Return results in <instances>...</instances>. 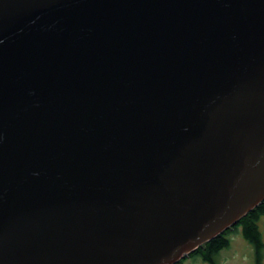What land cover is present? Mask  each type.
<instances>
[{"label":"water","instance_id":"water-1","mask_svg":"<svg viewBox=\"0 0 264 264\" xmlns=\"http://www.w3.org/2000/svg\"><path fill=\"white\" fill-rule=\"evenodd\" d=\"M264 202V0H0V264H177Z\"/></svg>","mask_w":264,"mask_h":264},{"label":"flooded vegetation","instance_id":"flooded-vegetation-1","mask_svg":"<svg viewBox=\"0 0 264 264\" xmlns=\"http://www.w3.org/2000/svg\"><path fill=\"white\" fill-rule=\"evenodd\" d=\"M177 264H264V202Z\"/></svg>","mask_w":264,"mask_h":264},{"label":"trees","instance_id":"trees-1","mask_svg":"<svg viewBox=\"0 0 264 264\" xmlns=\"http://www.w3.org/2000/svg\"><path fill=\"white\" fill-rule=\"evenodd\" d=\"M262 204H260L259 206H261ZM259 206H257L256 208H258Z\"/></svg>","mask_w":264,"mask_h":264}]
</instances>
